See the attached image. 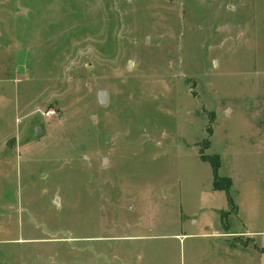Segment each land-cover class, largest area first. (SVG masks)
Listing matches in <instances>:
<instances>
[{
	"label": "rangeland",
	"instance_id": "obj_1",
	"mask_svg": "<svg viewBox=\"0 0 264 264\" xmlns=\"http://www.w3.org/2000/svg\"><path fill=\"white\" fill-rule=\"evenodd\" d=\"M0 264H264V0H0Z\"/></svg>",
	"mask_w": 264,
	"mask_h": 264
},
{
	"label": "trees",
	"instance_id": "obj_2",
	"mask_svg": "<svg viewBox=\"0 0 264 264\" xmlns=\"http://www.w3.org/2000/svg\"><path fill=\"white\" fill-rule=\"evenodd\" d=\"M203 161H206L210 164V166H212V171H213V189H224L226 191L229 190L230 188V184L231 181L226 178V177H221L220 175H218V169H219V165H220V161H219V156L217 154H214L213 156H209V155H205V154H201L200 157ZM221 180H223L226 183H222L220 182ZM231 203V201H230ZM223 213V212H222ZM225 213L222 214V216H224Z\"/></svg>",
	"mask_w": 264,
	"mask_h": 264
},
{
	"label": "water",
	"instance_id": "obj_3",
	"mask_svg": "<svg viewBox=\"0 0 264 264\" xmlns=\"http://www.w3.org/2000/svg\"><path fill=\"white\" fill-rule=\"evenodd\" d=\"M106 97H107V94H106V91H99V94H98V101L101 105L104 104V102L106 101Z\"/></svg>",
	"mask_w": 264,
	"mask_h": 264
},
{
	"label": "built area",
	"instance_id": "obj_4",
	"mask_svg": "<svg viewBox=\"0 0 264 264\" xmlns=\"http://www.w3.org/2000/svg\"><path fill=\"white\" fill-rule=\"evenodd\" d=\"M51 113H53V111L49 110V111L46 112V115H50Z\"/></svg>",
	"mask_w": 264,
	"mask_h": 264
},
{
	"label": "crops",
	"instance_id": "obj_5",
	"mask_svg": "<svg viewBox=\"0 0 264 264\" xmlns=\"http://www.w3.org/2000/svg\"><path fill=\"white\" fill-rule=\"evenodd\" d=\"M212 189H213V183H212ZM213 190H215V189H213ZM215 210H217V209H215ZM220 214H223L222 212H220ZM217 233V232H216ZM216 233H213V234H215L216 235Z\"/></svg>",
	"mask_w": 264,
	"mask_h": 264
}]
</instances>
